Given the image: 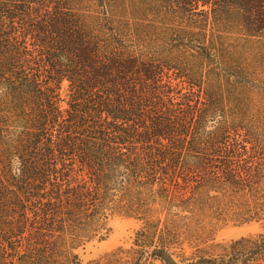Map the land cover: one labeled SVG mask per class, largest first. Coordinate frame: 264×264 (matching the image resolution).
I'll use <instances>...</instances> for the list:
<instances>
[{"label":"trees","instance_id":"trees-1","mask_svg":"<svg viewBox=\"0 0 264 264\" xmlns=\"http://www.w3.org/2000/svg\"><path fill=\"white\" fill-rule=\"evenodd\" d=\"M77 1L0 0V264H218L219 227L264 222V0ZM129 8L204 44L201 75ZM115 215L133 244L84 262ZM223 256L264 264V231Z\"/></svg>","mask_w":264,"mask_h":264},{"label":"rangeland","instance_id":"rangeland-1","mask_svg":"<svg viewBox=\"0 0 264 264\" xmlns=\"http://www.w3.org/2000/svg\"><path fill=\"white\" fill-rule=\"evenodd\" d=\"M77 2L82 4V6H79L82 10L89 9L92 14L95 11H102V9L100 10V7L97 6V2L94 0H81ZM125 15L129 20L131 30L137 27L145 30V38L148 44L150 57L154 58L155 52H158L162 56L167 57L169 62L178 60V64L182 65L183 68H192L195 70V73L193 74L197 77L201 75V62L198 61V56L202 55L204 44L199 46L195 39H187L183 41L178 40V42H173V40L171 41V37L168 35L169 30L167 29L171 28L172 24H166V22H171L170 19H166V17L156 16L149 13H145L143 15L141 13H137L136 11H132V9L130 10V8L126 11ZM175 20H178V27H181L182 24H189L186 23V20H182L179 16ZM107 27L111 28V25H108ZM184 30L187 33H190V29L187 27H184ZM208 43L209 47H212V36L209 37L205 45L208 46ZM197 45L198 47H196ZM191 47H194L196 50H192ZM199 51H201L200 54ZM204 65L205 70H209L212 66L210 65V62L203 64V68ZM183 71V69H179L178 74ZM66 89L67 83L64 84L63 88L64 96H66L67 93ZM109 225L112 227V231L105 240L90 242L86 248L80 250V254L84 262L101 258L106 253H109L121 246L129 248L133 244L135 232L141 225V222L135 218L115 215L111 218ZM263 231L264 222H251L242 225L228 224L219 227L215 234V245L209 246V252L214 254L213 257L215 260L213 261L218 264H226L229 260V257L223 256L224 248L226 246H229L234 240L256 235ZM188 250L191 253L192 250L189 248ZM149 264L186 263L181 261L180 257H178L177 251H173L172 253L165 254L163 260L153 261Z\"/></svg>","mask_w":264,"mask_h":264},{"label":"clouds","instance_id":"clouds-1","mask_svg":"<svg viewBox=\"0 0 264 264\" xmlns=\"http://www.w3.org/2000/svg\"><path fill=\"white\" fill-rule=\"evenodd\" d=\"M13 174L14 175H19V169L18 168H13Z\"/></svg>","mask_w":264,"mask_h":264}]
</instances>
